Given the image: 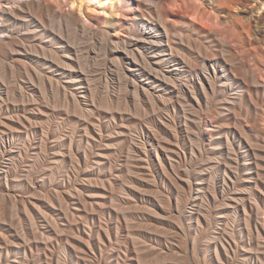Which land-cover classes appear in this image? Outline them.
<instances>
[{"label": "rangeland", "instance_id": "rangeland-1", "mask_svg": "<svg viewBox=\"0 0 264 264\" xmlns=\"http://www.w3.org/2000/svg\"><path fill=\"white\" fill-rule=\"evenodd\" d=\"M131 1L85 7L89 31L30 12L1 53L0 264H216L228 229L258 248L264 0Z\"/></svg>", "mask_w": 264, "mask_h": 264}, {"label": "bare ground", "instance_id": "bare-ground-1", "mask_svg": "<svg viewBox=\"0 0 264 264\" xmlns=\"http://www.w3.org/2000/svg\"><path fill=\"white\" fill-rule=\"evenodd\" d=\"M104 1V0H103ZM106 2H102V0H0V56H1V53L4 52V51H9L10 53H15L17 54L18 53V49H16V46L20 44V37H18V33H19V29H16V27L18 28V26H16V23L21 21L22 23L24 21H26L28 18V16H30V12H34L39 20L43 23V19L44 18H50L51 22L53 21V24H54V21H57V24L60 26L64 25V26H81L82 28H89L87 26V16L88 15H85L84 14V8L85 7H92L93 9H96V8H102L103 10H105V7L104 4L105 3H112L113 0H105ZM118 2H122V0H117ZM125 1V4L126 5H132V1L131 0H123ZM159 3L161 2L162 3V0H159L158 1ZM172 2V1H171ZM121 4V3H120ZM122 6H124L123 4H121ZM64 6H67L68 7V10H64ZM178 6H181V4H179ZM263 6H264V2H263ZM109 7H112L111 5ZM135 8V7H134ZM101 9V10H102ZM111 12V11H110ZM105 13V12H104ZM33 14V13H32ZM34 15V18L36 17ZM31 15V16H33ZM31 16L29 17V19L31 18ZM37 19V18H36ZM49 20V19H48ZM28 21V20H27ZM30 21V20H29ZM28 21V22H29ZM37 21V20H36ZM89 21V20H88ZM20 22V23H21ZM27 22V23H28ZM31 22V21H30ZM91 22V21H90ZM208 22V21H207ZM39 23V22H38ZM30 25V23H28ZM27 24V25H28ZM52 24V23H51ZM89 24V23H88ZM19 25V24H18ZM24 25V24H23ZM34 25V24H33ZM50 25V24H49ZM20 26V25H19ZM22 26V25H21ZM146 26V25H145ZM150 26V25H149ZM218 26V25H217ZM24 27V26H23ZM51 27V26H50ZM42 28V27H41ZM61 28H64V27H61ZM60 28V29H61ZM73 28V27H72ZM79 28V27H78ZM81 28V29H82ZM96 28V27H95ZM93 28V29H95ZM146 28V27H145ZM36 27L34 26H27L25 28V31H22L25 33V34H30V33H34L36 31ZM54 29V28H53ZM52 29V30H53ZM79 29V30H81ZM85 29V30H86ZM102 29V28H101ZM154 29V28H153ZM57 30V29H56ZM68 30V29H67ZM90 30V29H89ZM87 29V31H89ZM149 30V29H148ZM160 30V29H159ZM158 30V31H159ZM91 31H93L91 29ZM43 32V31H42ZM56 32V31H55ZM69 32V30H68ZM44 33V32H43ZM89 33V32H88ZM146 33V32H145ZM103 34V33H102ZM101 34V35H102ZM165 34H166V39H165V42H162V38H155L156 37V34H155V37H152V36H149L148 35H143L142 36V40L148 44H152V43H155V42H158V43H166V45L168 46L170 52H175V53H178L176 47H173L170 43V37H169V34H168V31L167 29L165 30ZM22 35V34H21ZM57 35V34H56ZM153 35V34H152ZM221 35V33L215 31L214 34H211V36H217L219 37ZM39 36V35H38ZM162 36V35H161ZM233 36H234V33L231 31L229 32L228 34L226 33V38H227V41H223L222 39H218V41L220 42H225L228 44L229 48L231 50H233V47L230 45V41H232L233 39ZM41 38V37H40ZM46 38V36H45ZM60 38V37H59ZM229 39V40H228ZM49 40V39H48ZM136 41V40H135ZM35 42V41H34ZM45 42V41H44ZM57 42V41H56ZM104 43H106L105 41H103ZM102 42V43H103ZM116 42V41H115ZM123 42V41H122ZM139 42V41H138ZM23 43V41H22ZM49 43V42H48ZM59 44H62V42L60 43V41L58 42ZM124 43V42H123ZM135 43V42H134ZM25 44V43H23ZM67 44V43H65ZM142 44V43H141ZM22 45V44H21ZM106 45V44H105ZM104 45V46H105ZM134 45H137V43H135ZM25 46V45H23ZM124 46V45H123ZM76 47V46H75ZM122 47V46H121ZM162 47V46H161ZM19 48V47H18ZM23 48V47H22ZM35 48L36 46L33 44V43H30V48L31 50L35 51ZM41 50L43 52H45V49H42V47H40ZM40 48H39V51H40ZM64 48V46H63ZM62 48V49H63ZM21 49V47H20ZM26 50V47L24 48ZM142 49V48H141ZM77 50V49H76ZM123 50H126V48L123 47ZM158 50V49H157ZM24 51V50H23ZM30 51V50H29ZM74 51H75V48H74ZM156 51V50H155ZM163 51H166V50H163ZM20 52V51H19ZM151 52V51H150ZM169 52V51H168ZM32 53V52H31ZM49 53V52H48ZM76 53V51H75ZM85 53V52H84ZM162 53V52H161ZM20 54V53H18ZM80 54V53H79ZM120 54V53H119ZM9 55V54H8ZM12 55V54H10ZM77 55V53H76ZM156 55V54H155ZM169 55V54H168ZM24 56V55H23ZM38 56V55H37ZM157 56V55H156ZM36 57V55H35ZM79 58V56H77ZM150 57V56H149ZM163 57V56H162ZM165 57V55H164ZM13 59V58H12ZM33 59V57H32ZM24 60V59H23ZM47 60V59H46ZM40 61V60H39ZM129 61V60H128ZM1 62V61H0ZM10 62V61H9ZM20 62V61H19ZM130 62V61H129ZM168 62V61H167ZM133 63H129V71H133L136 66H135V62L133 60ZM144 63V61H143ZM2 64V63H1ZM0 64V66H1ZM118 64H121V63H118ZM205 64V63H204ZM4 65V63H3ZM23 65V64H21ZM177 66V65H175ZM3 67V66H1ZM8 67V66H7ZM5 68V66L3 67ZM63 68V67H62ZM134 68V69H133ZM148 70L150 73H154L155 74V77H159L161 78L162 80H166L167 77L165 76L166 73H156L157 69L155 67L154 64L152 63H149L148 64ZM178 68V67H177ZM8 69V68H7ZM10 69V68H9ZM21 69V68H20ZM66 69V68H65ZM121 69V67H120ZM179 69V68H178ZM13 70V68H12ZM28 69L25 68V72L27 71ZM35 70V69H34ZM6 71V70H5ZM126 71V70H125ZM24 72V73H25ZM78 72V71H77ZM80 72V71H79ZM78 72V73H79ZM122 71H120L121 73ZM128 72V71H127ZM27 73V72H26ZM25 73V74H26ZM83 73V71H82ZM116 73H118V71H116ZM124 73V72H122ZM121 73V74H122ZM147 73V72H146ZM203 73V72H202ZM2 74L3 73V69L0 73V78L2 77ZM11 74V73H10ZM39 78L42 80L45 76L44 73H41L40 71H38L36 73ZM44 74V75H43ZM48 74V73H47ZM86 74V73H85ZM131 74V73H130ZM142 74V73H141ZM82 75V74H81ZM90 75V74H88ZM86 75V76H88ZM126 74H124L125 76ZM129 75V74H127ZM133 75V74H132ZM145 76V75H144ZM10 77V76H9ZM28 77V76H27ZM91 77V76H89ZM126 77V76H125ZM143 77V76H142ZM154 77V76H152ZM4 78V75L3 77ZM8 78V77H7ZM12 78V74H11V77ZM49 78V77H47ZM148 78H151V77H148ZM50 79V78H49ZM128 79V77H127ZM154 79V78H153ZM88 80V79H87ZM91 80V79H89ZM2 81V80H1ZM12 81V79H11ZM26 81V80H25ZM160 81V80H159ZM91 82V81H90ZM128 82V80H127ZM129 83V82H128ZM133 83V82H132ZM11 84V83H10ZM39 84V83H38ZM134 84V83H133ZM145 84V83H144ZM159 84V83H158ZM162 84V83H161ZM78 85L80 86V88L82 87V82L79 81L78 82ZM166 85V84H165ZM6 86H9V85H6ZM50 86V85H49ZM142 86V85H140ZM159 86V85H158ZM51 87V86H50ZM57 87V86H56ZM89 87V86H88ZM92 87V86H91ZM181 87V86H180ZM179 87V88H180ZM38 88V87H36ZM149 88V87H148ZM124 89V88H123ZM184 89V88H183ZM4 90V89H3ZM134 90H135V97L136 95L138 96V94L140 92H142L144 95L143 97H146L147 98H152L151 96H153V94L149 91V89H146L145 86H142L141 88L139 87H134ZM141 90V91H140ZM35 91V90H34ZM46 91V90H45ZM44 91V93H46ZM121 91V90H120ZM159 91V90H158ZM161 91V90H160ZM7 92V91H6ZM5 92L6 95H8L7 93ZM20 93V92H19ZM156 93V92H155ZM177 93H180V92H177ZM22 94V93H21ZM20 94V95H21ZM57 94V93H56ZM84 97L85 96V93L83 92L82 93ZM130 94V93H129ZM134 94V93H133ZM2 95H3V92L2 90L0 89V98H2ZM65 95V94H64ZM70 95L75 99V95L73 93H70ZM14 96V95H13ZM12 96V97H13ZM23 96V95H21ZM26 96V95H25ZM45 96V94H44ZM142 96V95H141ZM178 96V95H177ZM19 97V96H18ZM179 97V96H178ZM20 98V97H19ZM18 98V99H19ZM32 98V97H31ZM146 99V98H145ZM22 100V99H21ZM32 100V99H31ZM139 100V99H138ZM8 101V100H7ZM47 101V100H46ZM159 101V100H158ZM49 103V102H48ZM160 103V102H159ZM1 104V103H0ZM63 104V103H62ZM69 104V103H68ZM81 110V109H80ZM63 111V110H62ZM85 111V110H84ZM13 119V118H12ZM2 124V123H1ZM35 130V129H34ZM33 132V131H32ZM1 133V132H0ZM8 135V134H7ZM18 135V134H17ZM2 136V135H1ZM4 136V135H3ZM13 136V135H12ZM7 137V136H6ZM2 138V137H1ZM4 138V137H3ZM14 138V137H13ZM27 138V137H26ZM42 140V139H41ZM1 141V140H0ZM12 141V140H11ZM3 143V142H2ZM1 145H4L2 144ZM45 144V143H44ZM7 146V145H6ZM5 146V147H6ZM12 146V145H11ZM3 147V146H2ZM3 147V148H5ZM1 148V147H0ZM2 148V149H3ZM14 148V147H13ZM42 148V147H41ZM40 148V150H41ZM1 149V150H2ZM8 149V148H7ZM18 149V148H17ZM7 151V150H6ZM11 151V150H10ZM40 152V151H39ZM8 153H9V150H8ZM20 154V153H18ZM5 155V154H4ZM8 155V154H7ZM12 155V154H11ZM19 156V155H18ZM3 157V156H2ZM9 158V157H8ZM15 159V158H13ZM10 160V159H9ZM1 161V160H0ZM9 162V161H8ZM6 163V162H5ZM13 163V162H12ZM8 164V163H7ZM14 164V163H13ZM1 165V164H0ZM11 166V165H10ZM6 168V167H5ZM1 170V168H0ZM5 173V172H4ZM32 173V172H31ZM6 174V173H5ZM2 178V177H1ZM18 179V178H17ZM26 180V179H25ZM31 181V180H30ZM5 182V181H4ZM7 182V181H6ZM201 188V187H200ZM202 193V192H201ZM235 194V193H234ZM204 195V194H203ZM58 197V196H57ZM193 197V200L195 201L198 197V190H195L193 193H192V196ZM199 198V197H198ZM198 200V199H197ZM203 200V199H202ZM12 201V199H11ZM60 206V205H59ZM193 206V205H191ZM197 207V205H196ZM202 207V206H201ZM223 207V206H222ZM187 208V207H186ZM191 209V208H190ZM201 209V208H200ZM198 209V210H200ZM194 211V210H193ZM198 213V212H197ZM200 214V213H198ZM202 214V213H201ZM195 216V215H194ZM234 216V215H233ZM202 217V216H201ZM200 217V218H201ZM263 217V216H262ZM196 218V217H195ZM197 219V218H196ZM222 219V218H221ZM231 219V218H230ZM198 220V219H197ZM196 220V221H197ZM223 221V220H222ZM264 224V222H263ZM222 226V225H221ZM248 226V225H247ZM227 227V226H226ZM232 227V226H231ZM247 228V227H246ZM226 229V228H225ZM229 230V229H228ZM226 231V234H227V239L225 240V242L227 243V246L225 245L224 241L222 240H219L220 242V245H221V249L217 248V245L215 244V256H216V264H228L229 261V257H230V254L233 253V251L236 253V249L237 248H240L239 251L241 250V260L239 261L240 264H248L250 263V261H252L253 259L256 261H254L256 264H264V235H262V233H260L258 230H256V238H257V245L258 248L255 249H251V248H246L245 246H243L242 244V241H238L232 231ZM216 231V230H215ZM221 231V230H220ZM220 234V233H219ZM218 236V235H217ZM74 239V238H73ZM216 239V238H215ZM217 240V239H216ZM232 241L233 242V246L236 248L235 250L232 248V247H228V245L230 246V243H228V241ZM245 241V240H244ZM248 241V240H246ZM203 242V241H202ZM208 242V241H207ZM242 246V247H241ZM210 248V247H209ZM253 250H257L256 252H253ZM213 253V251L211 252ZM234 255V254H233ZM26 256V255H25ZM213 258V257H212ZM253 258V259H252ZM211 259V258H210ZM212 261V259H211ZM24 262V261H23ZM214 262V260H213Z\"/></svg>", "mask_w": 264, "mask_h": 264}]
</instances>
